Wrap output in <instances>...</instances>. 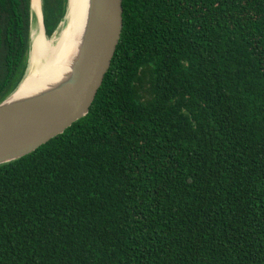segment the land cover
<instances>
[{
	"label": "trees",
	"instance_id": "trees-1",
	"mask_svg": "<svg viewBox=\"0 0 264 264\" xmlns=\"http://www.w3.org/2000/svg\"><path fill=\"white\" fill-rule=\"evenodd\" d=\"M66 0H41L45 34ZM87 113L0 164V264H264V0H121ZM29 0H0V101Z\"/></svg>",
	"mask_w": 264,
	"mask_h": 264
},
{
	"label": "water",
	"instance_id": "water-1",
	"mask_svg": "<svg viewBox=\"0 0 264 264\" xmlns=\"http://www.w3.org/2000/svg\"><path fill=\"white\" fill-rule=\"evenodd\" d=\"M68 4L66 0L64 24ZM29 12L26 67L16 87L0 101V164L31 153L87 113L122 27L121 0H85L82 26L65 70L40 87L19 94L28 73L32 30L40 23L47 36L41 0L37 5L29 0Z\"/></svg>",
	"mask_w": 264,
	"mask_h": 264
},
{
	"label": "bare ground",
	"instance_id": "bare-ground-1",
	"mask_svg": "<svg viewBox=\"0 0 264 264\" xmlns=\"http://www.w3.org/2000/svg\"><path fill=\"white\" fill-rule=\"evenodd\" d=\"M33 3L37 5L38 0H33ZM84 8L85 0H69L67 26L65 22L56 36H45L40 23L36 30H32L28 73L18 91L19 94L40 87L57 78L65 70V61L72 54L82 26Z\"/></svg>",
	"mask_w": 264,
	"mask_h": 264
},
{
	"label": "rangeland",
	"instance_id": "rangeland-1",
	"mask_svg": "<svg viewBox=\"0 0 264 264\" xmlns=\"http://www.w3.org/2000/svg\"><path fill=\"white\" fill-rule=\"evenodd\" d=\"M71 16V12H69V17ZM67 21H68V15H67V13H66V26H67ZM63 24L64 23H59V25H58V27H57V29L50 35V36H56L57 34H59V32H60V30H61V28L63 27Z\"/></svg>",
	"mask_w": 264,
	"mask_h": 264
}]
</instances>
